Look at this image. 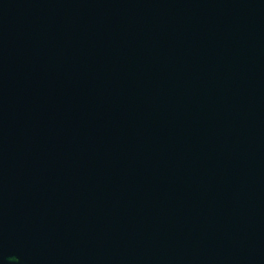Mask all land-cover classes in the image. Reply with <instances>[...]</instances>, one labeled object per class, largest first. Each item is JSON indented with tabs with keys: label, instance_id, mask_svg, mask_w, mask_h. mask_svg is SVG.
Returning a JSON list of instances; mask_svg holds the SVG:
<instances>
[{
	"label": "water",
	"instance_id": "obj_1",
	"mask_svg": "<svg viewBox=\"0 0 264 264\" xmlns=\"http://www.w3.org/2000/svg\"><path fill=\"white\" fill-rule=\"evenodd\" d=\"M0 264H264V0H0Z\"/></svg>",
	"mask_w": 264,
	"mask_h": 264
}]
</instances>
